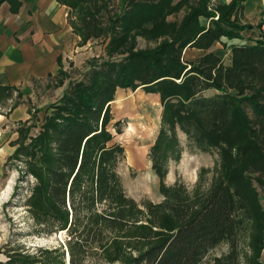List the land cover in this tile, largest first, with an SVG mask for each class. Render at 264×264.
<instances>
[{"label":"trees","instance_id":"obj_1","mask_svg":"<svg viewBox=\"0 0 264 264\" xmlns=\"http://www.w3.org/2000/svg\"><path fill=\"white\" fill-rule=\"evenodd\" d=\"M60 1L71 6L70 17L78 14L80 24L71 25L80 45L97 34L95 29L104 31L93 12L106 0L90 13L85 12L86 0ZM244 1L209 9L211 0H123L125 12L111 16L107 26L116 31L111 45L116 43L115 51L124 57L104 61L89 76L71 82L63 98L46 109L44 132L24 147L32 159L41 151L31 166L40 181L37 194L43 192L53 206L66 211L62 229L74 233L76 227L86 230L92 224L100 231L122 232L137 224L116 171L125 149L113 139L124 132V121H114L111 104L119 88L143 85L159 93L163 103L162 128L149 153L160 180L168 174L169 161L181 157L178 128L198 149H218L221 166L208 189L167 192L164 202L150 211L159 231L152 237L150 229L145 249L130 253L123 264H261L264 207L252 173L264 172V40L258 29L254 40L229 44L228 62L212 49L224 38L241 39L242 31L254 28L239 22ZM183 7L188 12L180 22L168 20ZM139 35L167 38L152 49L135 50ZM191 51L203 54L192 60ZM37 204L42 208L40 200ZM86 209L93 214L83 224L80 215ZM247 226L256 233L245 235ZM222 241L228 242V250L206 262ZM43 262L44 257L34 255L10 257L12 264Z\"/></svg>","mask_w":264,"mask_h":264},{"label":"rangeland","instance_id":"obj_2","mask_svg":"<svg viewBox=\"0 0 264 264\" xmlns=\"http://www.w3.org/2000/svg\"><path fill=\"white\" fill-rule=\"evenodd\" d=\"M100 1L86 0L85 12L93 11ZM220 2L222 0H211L209 9ZM105 3L100 7V11L93 12L101 22L100 27L105 28L104 31L95 29L94 32L97 34L81 44L83 48L77 53L76 58L69 59L66 67L62 66V74L52 77L49 82L37 84L41 89H38L33 99L27 101L29 110L27 120L12 124L11 130L7 129L10 130V134L6 131L5 137L0 132V264H12L10 257L15 254L44 257V262L41 264H71L70 258H74L78 264H123L126 257L138 254V249H145L147 246L145 242L148 240L145 235L150 229L153 231L152 237L159 231L160 227L153 226L155 224L150 211L151 208L164 202L167 192L171 193L179 189L183 193H192L196 190L208 189L219 171L220 151L216 148L198 149L190 141L188 134L178 128L176 134L181 157L169 161L168 174L164 181L160 180L153 170L149 153L162 128V98L159 93L148 92L143 85H140L137 89L119 88L111 104L114 121L120 119L124 121V132L116 134L113 139V142L120 143L125 149L123 155L119 156L116 171L120 176L127 200L133 208L132 216L137 218V224L122 232L104 227L100 231L92 224L84 230V226L80 225L76 227L78 231L72 233L68 228L62 229L66 222V211L57 205L53 206L43 192L37 194L40 181L33 174L31 166L39 161L41 151L35 159H32L27 152L28 149L26 151L24 147L44 132L42 125L46 109L63 98L71 82L89 76L91 69L100 66L104 61L110 59L118 61L124 57L119 49L115 51L116 43L111 45L116 31L112 33L107 25L111 16H120L125 12V4L123 0H106ZM193 4L196 5V2L193 1ZM187 12L188 9L183 7L179 12L171 14L168 20L180 22ZM219 15L220 12L216 11L214 18H218ZM71 21L80 24L78 14L71 17ZM120 27L117 26V31H120ZM165 38L167 37L152 39L139 35L135 50L152 49ZM225 40L226 42H220L212 48L228 62L230 54L227 51L228 45L233 39L226 37ZM190 53L189 58L192 60L200 56V53L203 54L198 52L195 56L193 51ZM119 97H122V101L116 102ZM21 132H23L22 136ZM128 151H135L137 154L134 161L128 157ZM252 181L262 198L264 207V172L252 173ZM38 200L43 204L42 208L38 206ZM69 207L71 208L70 203ZM99 210H105V206H100ZM92 214L87 209L83 210L80 215L82 223L86 224L87 219H92ZM72 219L73 217L70 222ZM247 230L245 235L249 237L256 233L250 226H247ZM78 237L79 241L76 242ZM116 239L121 242V247ZM243 241L244 252H248V241ZM227 250L228 242L222 241L207 255L206 262H213L216 256ZM51 251L53 253L49 254ZM260 258L261 264H264V249Z\"/></svg>","mask_w":264,"mask_h":264},{"label":"crops","instance_id":"obj_3","mask_svg":"<svg viewBox=\"0 0 264 264\" xmlns=\"http://www.w3.org/2000/svg\"><path fill=\"white\" fill-rule=\"evenodd\" d=\"M70 16V6L60 0L0 1V132L3 137L6 131L10 134L12 124L29 118L27 101L41 89L37 84L59 76L62 66L66 67L68 60L76 58L83 48ZM238 19L254 28L242 31L244 38L233 39L229 44L254 40V32L264 19V0L244 1ZM204 23L210 26L211 20L205 19ZM227 51L230 57L231 52Z\"/></svg>","mask_w":264,"mask_h":264},{"label":"bare ground","instance_id":"obj_4","mask_svg":"<svg viewBox=\"0 0 264 264\" xmlns=\"http://www.w3.org/2000/svg\"><path fill=\"white\" fill-rule=\"evenodd\" d=\"M122 97H119L118 99H116L115 101L116 102H120V101H122V99H121ZM138 118V117H137ZM137 154L135 153V151H128V157H130V159L131 160H135L137 157ZM146 160V159H145ZM11 184V183H10Z\"/></svg>","mask_w":264,"mask_h":264},{"label":"built area","instance_id":"obj_5","mask_svg":"<svg viewBox=\"0 0 264 264\" xmlns=\"http://www.w3.org/2000/svg\"><path fill=\"white\" fill-rule=\"evenodd\" d=\"M0 1H5V0H0ZM217 18V17H216ZM259 36L262 40H264V19L260 23L259 27Z\"/></svg>","mask_w":264,"mask_h":264}]
</instances>
